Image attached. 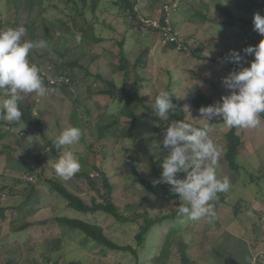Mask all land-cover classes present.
Listing matches in <instances>:
<instances>
[{"label":"rangeland","instance_id":"1","mask_svg":"<svg viewBox=\"0 0 264 264\" xmlns=\"http://www.w3.org/2000/svg\"><path fill=\"white\" fill-rule=\"evenodd\" d=\"M13 1H17L16 6ZM167 1L170 0H138L136 5L140 8L141 16L148 17L155 12L158 16L162 4ZM254 1L255 5L249 8L251 0H180L179 8L168 16L171 25L184 41L185 46L180 50L162 46L159 34L155 31L143 32L141 27L137 28L136 21H132L129 26L118 16L120 11L111 4V0L99 1L101 9L96 12L99 20L93 24L94 32L84 27L80 19L77 21V26L85 28L87 40L78 46L74 42L75 35L72 37L65 33L66 25L56 22L61 18L68 19L67 16L71 13L65 0H0V22L3 29L14 24L15 27L16 24L25 27V39L47 40L48 49H34L29 57L48 76L52 73L54 76H61L56 74L55 65L50 63L60 62L61 57L58 55L65 52L71 55L84 54L79 59L82 67L73 68V81L65 73L62 74L68 80V85L63 90L56 89L43 97L35 93L24 94L21 102L25 104L28 101L33 108V114L40 119L47 138L55 140L68 124L79 127L82 131L81 138L77 144L71 146L79 162L84 159L86 169L87 163H91L93 159L103 166L109 182L113 185L111 196L125 214L128 215L131 209H138L142 207L141 204H145L146 209L139 210H145L153 217L176 213L183 203L179 197H159L163 188L170 186L166 183H161L162 186L159 183L153 184L154 171L147 164L148 156H152L160 178L161 162L166 155L161 142L164 130L174 120L168 117L167 121H163L156 114L142 117L129 135V118L117 115L121 102L109 95L97 93L99 88L104 89L107 86L96 76L98 74L107 77L118 86L121 84L123 72L118 68L119 48L116 42L126 32L124 50L132 63L143 50H149L136 69V73L143 77L139 82V92L152 97L168 87L185 111L186 120L200 126L205 121L200 119L199 108L190 104L192 92L201 90L210 97L209 105L214 104L229 91L223 86L222 78L230 71L247 67L248 62L254 59L251 55L245 56L242 51L249 45L255 46L262 38L254 30L250 20H253L255 13L264 15V0ZM217 4L224 5L229 14L223 12ZM106 24H112L115 31ZM69 25L70 21L67 26ZM28 28H34L30 37L27 35ZM99 31L102 39L92 40V33L97 34ZM231 50H236L245 57L240 64L227 60ZM65 58L67 57L64 56L63 59ZM48 67L51 69L46 70ZM134 77V72H131L129 83ZM86 108L90 110L89 117ZM105 113L118 116L117 122L123 128V133H120L123 140L114 143V134L117 131L114 126L100 131V125L105 120H110V117H105ZM86 119L90 120L88 125L84 124ZM17 128L23 129L24 126ZM4 129L6 130L5 127ZM228 129L221 119H216L209 127V136L220 152L225 139L222 135ZM28 130L18 139L12 134L0 137V186H16L18 184L15 183V178L34 174L33 181H27L37 188L36 196L39 198L28 201L20 193L9 195L7 190L0 192V210L6 208V218L0 217V264H52L55 260L58 263L79 261L80 264H136L130 252L113 251L96 245L91 240L81 241V234L67 231L60 237L61 229L56 218L62 216L94 221L102 227L109 239L120 245L133 243L136 225L131 222L119 223L105 213L96 212L92 215L76 212L67 207L66 201L52 191L45 181L37 182L36 175L41 171L46 178L54 177L65 184V180L52 167L57 157L41 152L44 166H35L34 156L40 152L43 138L39 132ZM235 131L241 140L236 166L229 167L224 160L218 159L217 176L229 178L230 188L221 194L226 195L228 203L238 200L242 204L240 211L232 217L231 205L222 203L218 194L214 201L215 216L210 220L193 222L185 217L174 221L165 219L148 234L143 249L139 251L140 264H150L148 258L162 244L170 228H176L175 222L178 220L181 231L171 233V253L167 264H180L176 245L179 239L188 244L187 253L192 259L189 264H249V242L252 247L264 250V118L261 116V124L257 128H236ZM45 150L48 151V147ZM61 151L63 149L60 153ZM103 153H106V157H103ZM128 156L136 160V175L151 184L158 191V195L151 192L134 175ZM89 173L92 178L98 175L95 170H90ZM184 175L183 172L176 174L180 179ZM69 183L67 187L70 190L77 192L84 201L90 202L94 193L85 179L72 177ZM16 206L20 209H16ZM25 223H29V226L17 229ZM58 236L60 243L55 248V239Z\"/></svg>","mask_w":264,"mask_h":264},{"label":"trees","instance_id":"2","mask_svg":"<svg viewBox=\"0 0 264 264\" xmlns=\"http://www.w3.org/2000/svg\"><path fill=\"white\" fill-rule=\"evenodd\" d=\"M99 1L100 0H91L90 3H87L86 0H65L66 5H68V8L70 10V14H68V19L62 20L58 19L56 20L57 23L64 24L66 25V34L73 35L75 34H80L82 36V41H87L86 40V32L85 28H82L80 26H77V21L80 19L82 21V24L85 25L84 27H88L90 30L93 31L94 23H97L99 20V14L96 13L98 12L101 7H99ZM138 0H111V4L115 5L118 7V10L120 11V16L123 18L125 23H128L129 26H131L132 21H136L137 28H140L142 26V23L140 22L141 16L139 12V7L136 5ZM155 1V0H153ZM252 3L249 5V8L253 7L255 5V1L251 0ZM168 2V1H167ZM164 4V3H163ZM13 5H17V1H13ZM220 9H222L223 12H226L228 15L229 13L226 7L222 4H217ZM179 7V4L178 6ZM89 12V13H88ZM199 13V12H198ZM91 14V17L89 16ZM157 13H153L151 18H155ZM161 21H163L164 14L162 12L159 13ZM198 17H200V14H198ZM70 21V25H68V22ZM34 24V21H32ZM251 25L253 26V20H250ZM249 23V24H250ZM72 25V26H71ZM108 28H111L114 30L112 27V24H106ZM15 28V24L12 26ZM17 27V24H16ZM137 28L135 27L136 32H138ZM0 29H3L1 26L0 22ZM29 34H27L29 37L32 35L30 34L31 32H34V28H28ZM143 32L144 31H155L150 28H142ZM89 31V30H88ZM115 31V30H114ZM84 33V34H83ZM126 33V32H125ZM125 33L121 35L120 40L116 42L118 45V68L120 71L123 72V80L121 84L118 86L114 83L113 80L103 77L97 74L96 78L100 80L103 84L107 86V88L101 89L99 88L97 90L98 94L101 95H109L110 97L117 99L121 102V107L119 108V111L117 112V115L124 116L125 118H129V135L135 130V124L137 121H139L142 117H146L148 115H153L154 110L152 108L153 100L154 97L158 94L156 92L155 95L152 97H149L147 95H142L139 90H140V85L139 82L143 79V77H140L139 74L136 73L137 67L141 64V59H144L147 55L149 50L145 49L143 50L137 57V59L132 63L131 60L128 58L127 54L125 53L124 50V44L126 42L125 40ZM258 35H260L258 33ZM92 40L99 41L102 39L100 36V31L97 34H93L91 36ZM66 43V42H65ZM78 46V45H77ZM169 49L171 50H176L175 45H168ZM44 58H46V55H42ZM64 56L65 60L63 59ZM58 57H61L59 59L60 62L50 61V63L55 65V71L56 74H63L65 73L66 76L70 77V80H74V74H73V68L76 67H82L81 63H79V59L84 57V54H79V55H71L67 54V52L62 53L58 55ZM70 57H73L71 59ZM34 59L29 57V61L31 63H35L33 61ZM37 63V62H36ZM40 67V65H37ZM131 72H134V79L131 83H129L130 75ZM42 76V75H41ZM44 84L48 87L49 92L53 93L54 90L59 89L63 90L64 86L68 85V83H59V84H54L51 85L49 84V80L47 77L42 76ZM167 91H169V88L167 87ZM173 103L175 104L176 108L175 111L169 113V117L172 118L174 121H185L189 122L185 118V111L181 108V105L179 102H177L174 98V96L171 98ZM210 103V97L206 96L204 92L201 90L197 89L194 92H192L190 96V104L196 108H200L201 106H207ZM20 110L22 111L23 115L21 118V121L19 123H9L7 121H4L0 119V137H3L6 134H12L15 135L16 138L18 139L20 136L19 132H28L25 130L26 127H28L32 132H39L41 134V138H43V143L39 147L40 152L36 154L35 157V162L36 164H42L44 166V160L42 153L47 154L50 153V155H53L58 158L60 155V150L58 151L55 146H54V139L47 138L44 135V131L42 129V123L40 122V119L33 114V108L30 106L28 101L21 102L19 104ZM98 108V107H97ZM86 114L87 116H91L90 110H87L86 108ZM115 116V114H106L105 117L109 118L110 120H105L103 124L100 125L99 129L100 131H104L106 129H110V127L114 126L116 129V134H114L115 141H120L123 140V136L121 135L123 133V128L121 127L120 124H118V116ZM114 116L113 118H111ZM261 116L264 118V114H261ZM89 119H86L84 124L88 125L89 124ZM216 122V120H213L210 122V125ZM191 123V122H190ZM197 126L196 124H194ZM20 126H24L23 129L17 128ZM6 128V130L4 129ZM19 129V130H18ZM236 128H229L227 131H225L222 135L224 139V142L221 145V152H220V157L219 160H224L229 167H235L236 166V157H237V149L241 144V140L239 139V136H237ZM18 130V131H17ZM121 133V134H120ZM122 136V137H121ZM219 141L217 140V143ZM46 147H48V151H46ZM42 152V153H41ZM103 157H106V153H103ZM128 161L131 164L133 168V172L135 173V162L133 158L128 156ZM81 165V168L79 172H77L73 177L77 178H83L86 181V184L89 186V189L93 191L94 195H91L90 197V202L84 201V199L77 193L72 190H70L67 186L70 184V179L65 180V184L57 180L56 178H46V176L43 175V172H38L36 175L37 182L45 181L49 188L54 191L57 195H59L62 199L66 201L67 207L73 209L76 212L80 213H89V214H95L96 212L99 213H105L108 215H111L115 221L119 223H134L136 225V230L134 234V239L133 243H127V244H117L113 242L111 239H109L103 232V229L99 224L95 223L94 221L91 220H86L83 218H75V217H68V216H62V217H57L56 222L59 228L61 229L60 232V237L63 236L64 234L69 231L71 234L77 233L82 235L81 241H87L91 240L94 242L96 245L102 246V247H107L113 251H124V252H130L135 260L136 264H140L139 262V251L143 249L144 244L146 243L148 234L150 233L151 229L156 226L161 224L165 219L169 218L171 220H177L179 218H182L181 216L178 215V213H167V214H161V215H156V216H150L145 210H139L140 208L146 209V205L144 206L141 204L142 207L138 209H131L132 211L127 214H125V211L118 206L112 196L111 193L113 191V185L109 182L103 166L98 164L96 160H92L91 163H87L89 165L86 166L87 169L85 168L86 162L84 159H81L79 162ZM148 166L154 171V176L155 179H159L158 172L156 170V165L155 162L153 161L152 156H148ZM44 168H42L43 170ZM96 171L97 176L95 178H92L89 171ZM37 173V172H36ZM137 178L139 177L140 180L142 181L143 185L148 187V189L151 190V192L156 193L158 195V191L151 185L148 184L144 178L141 176L134 174ZM15 183L18 185L16 186H7V185H2L0 186V192L7 190L9 195H15L16 193H20V195H24L26 200H30L31 198H34L35 201L36 199H39L37 195V188L34 185H31V182L27 181V177H18L15 178ZM159 186H162L161 183H159ZM219 194V200L223 203L230 204L233 215L236 216L237 213L240 211L242 204L237 200V201H231L227 202V197L226 195L224 196L221 193ZM160 198L163 197H168V198H178V195L175 193H171L170 188H163V193L160 194ZM23 205V204H22ZM21 205V206H22ZM148 206V205H147ZM9 208L13 209L12 206H9ZM16 209H20L19 206L15 207ZM6 208H3L0 210V217L2 219L6 218ZM261 221H263L262 217H259ZM259 221V220H258ZM256 223V221H255ZM176 228L171 227L169 232L165 234L162 244L160 246H157L155 250L153 251L152 255L148 258V262L150 264H167V259L171 253L169 247V239L171 236L172 232H178L181 231L180 228V222L179 220L177 223L175 222ZM29 226V223H25L17 229H25L26 227ZM60 237L56 238L55 240V248L59 247L60 243ZM177 245V252L179 254V261L180 264H189L190 261H192L190 255L187 253L188 249V244L183 242L182 240H178L176 242ZM256 262L257 264H264V252L259 254L256 257ZM52 264H80L79 261H63L61 263H58L57 260L52 262Z\"/></svg>","mask_w":264,"mask_h":264},{"label":"clouds","instance_id":"3","mask_svg":"<svg viewBox=\"0 0 264 264\" xmlns=\"http://www.w3.org/2000/svg\"><path fill=\"white\" fill-rule=\"evenodd\" d=\"M142 28L145 27L142 25ZM253 28L262 38L255 46L249 45L242 51L245 56L251 55L254 59L248 62L247 67L230 71L222 78L223 86L229 91L214 104L199 108L200 119L205 122L195 126L182 120L173 121L164 130L161 143L166 155L161 162L160 178L154 179L152 183H166L170 186L171 191L183 201L177 208L178 215L189 221L213 218L214 201L218 193L227 192L230 188L228 177L217 176L220 149L209 136L210 122L221 119L229 128L243 129H254L261 124V114H264V15H253ZM25 34L23 26L0 29V119L9 123L21 121L23 113L19 104L24 94L35 93L43 97L49 93L40 74L42 69L28 58L34 49H48L49 43L43 38L25 39ZM81 41L82 36L75 34V44L79 45ZM182 43L185 46L183 40ZM244 58L236 50H231L227 60L240 64ZM172 97L167 90H160L154 97L152 108L163 121H167L169 113L175 111ZM28 129L25 128L26 131ZM81 135L79 127L68 124L53 142L58 151H63L52 167L66 181L79 172L81 167L78 157L71 150ZM178 172L185 174L183 179L177 178Z\"/></svg>","mask_w":264,"mask_h":264},{"label":"built area","instance_id":"4","mask_svg":"<svg viewBox=\"0 0 264 264\" xmlns=\"http://www.w3.org/2000/svg\"><path fill=\"white\" fill-rule=\"evenodd\" d=\"M180 0H170L169 2L162 5L161 8V16L162 12L164 14L163 21L160 19V15L156 16L155 18H140L142 25L145 28H150L153 30H156L159 34V40L162 45H169L173 44L176 46L178 50L183 49L184 45L182 43V40L180 38L179 33L175 30V28L171 25L169 14L176 10L178 3ZM46 69V68H45ZM51 68L48 67L46 70H50ZM41 75L46 76L49 80V84H59V83H68L67 78L64 76H48V74H45L47 72H40ZM60 75V74H59ZM28 128V127H27ZM23 133L20 132V135ZM49 149V148H48ZM37 166V164H35ZM92 176V175H91ZM34 174L28 175L27 180L33 181ZM264 214V213H263Z\"/></svg>","mask_w":264,"mask_h":264},{"label":"crops","instance_id":"5","mask_svg":"<svg viewBox=\"0 0 264 264\" xmlns=\"http://www.w3.org/2000/svg\"><path fill=\"white\" fill-rule=\"evenodd\" d=\"M180 35V34H179ZM216 120V119H215ZM241 146V145H240ZM239 146V147H240ZM239 147H238V151L237 152H239ZM253 153V152H252ZM238 154V153H237ZM234 215H233V212H232V217H233ZM230 234V233H229ZM216 245H218V244H216ZM248 247L251 249L250 250V255H251V259H250V261H249V264H257V262H256V257L259 255V254H261L262 252H264V250H260V249H256V246L255 247H252L251 245H250V242L248 243Z\"/></svg>","mask_w":264,"mask_h":264}]
</instances>
